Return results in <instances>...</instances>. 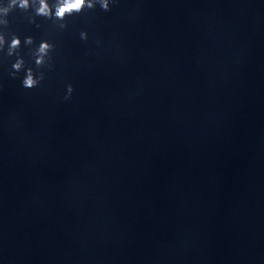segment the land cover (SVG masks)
<instances>
[{"label": "clouds", "instance_id": "1", "mask_svg": "<svg viewBox=\"0 0 264 264\" xmlns=\"http://www.w3.org/2000/svg\"><path fill=\"white\" fill-rule=\"evenodd\" d=\"M116 0H54L52 4L49 3V0H7L6 3L0 4V25L7 26L8 20L6 17L8 14L16 8L27 11L29 8H33L36 16H43L45 18L55 19L61 21L59 27L66 28L67 25L63 23L68 16L73 14H79L84 9H94L98 4L100 8L107 12L110 11V4L115 3ZM80 37L82 40H87V32H81ZM6 43L5 36L0 33V49H3ZM25 44H33V39L27 37L24 41ZM21 45V40L17 36H13L10 43L7 47V55L12 56L13 54L17 55L16 61L12 65L13 71L11 75L13 77L22 70L25 71V76L22 79V87L25 89H32L37 87L41 81L44 79V73L40 72L37 74L33 71L32 68L25 69V61L23 58L19 57L17 49ZM54 48V45L48 43L47 41H42L38 48L33 52L35 58V64L37 68L44 66H49V61L51 59L50 52ZM73 87L71 84L67 85L66 95L64 96L65 100L71 98L73 93Z\"/></svg>", "mask_w": 264, "mask_h": 264}]
</instances>
